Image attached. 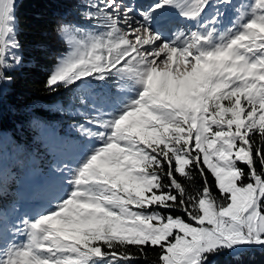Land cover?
Returning <instances> with one entry per match:
<instances>
[{
	"label": "snow or ice",
	"instance_id": "snow-or-ice-1",
	"mask_svg": "<svg viewBox=\"0 0 264 264\" xmlns=\"http://www.w3.org/2000/svg\"><path fill=\"white\" fill-rule=\"evenodd\" d=\"M74 7L42 81L68 94L55 111L70 122L34 109L10 165L0 132V200L17 185L0 205V264H213L264 249V0ZM16 9L0 0V101L29 59ZM169 10L179 19L162 24Z\"/></svg>",
	"mask_w": 264,
	"mask_h": 264
},
{
	"label": "trees",
	"instance_id": "trees-1",
	"mask_svg": "<svg viewBox=\"0 0 264 264\" xmlns=\"http://www.w3.org/2000/svg\"><path fill=\"white\" fill-rule=\"evenodd\" d=\"M76 2L77 0H17L20 39L29 59L26 67L17 72L15 85L8 88L0 101V129L11 134V145L13 141L26 142L33 135L27 121L34 109L42 119L50 123L66 125L69 121L64 113L55 111L59 106L55 102L66 100L68 94L51 96L44 91L42 81L53 58L66 50V40L57 35L55 27L62 19H77L74 7ZM16 193L17 185L10 184L8 194L0 200V205L10 209ZM24 206L30 207L28 202ZM13 218L10 213L9 220ZM155 258L156 254L150 253L152 264H155ZM213 264H264V249L254 248L239 255L225 253L214 257Z\"/></svg>",
	"mask_w": 264,
	"mask_h": 264
},
{
	"label": "rangeland",
	"instance_id": "rangeland-1",
	"mask_svg": "<svg viewBox=\"0 0 264 264\" xmlns=\"http://www.w3.org/2000/svg\"><path fill=\"white\" fill-rule=\"evenodd\" d=\"M246 2H247V0H246ZM165 16L167 17V19L164 20V21H161L162 24H167L168 20L179 19L176 16L175 12L171 11V10H169L167 13H165ZM228 16L229 17L232 16V11L231 10H229ZM225 22L227 23V18H226ZM67 49H68V45L66 43V50ZM55 104L59 105L58 102H55ZM51 123H53V122H51ZM67 123H69V121ZM0 132L3 133L2 139H3V145H4L5 163L6 164H10L11 155H12L11 134L9 132H6L4 129H0ZM29 205H30V207L32 206L30 203H29ZM13 217H14L13 219H15V214H13Z\"/></svg>",
	"mask_w": 264,
	"mask_h": 264
}]
</instances>
